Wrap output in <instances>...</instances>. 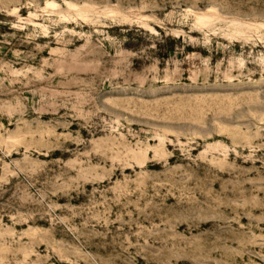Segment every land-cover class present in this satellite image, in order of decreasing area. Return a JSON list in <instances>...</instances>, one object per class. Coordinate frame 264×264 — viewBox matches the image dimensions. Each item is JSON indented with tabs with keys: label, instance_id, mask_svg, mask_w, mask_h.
Wrapping results in <instances>:
<instances>
[{
	"label": "rangeland",
	"instance_id": "rangeland-1",
	"mask_svg": "<svg viewBox=\"0 0 264 264\" xmlns=\"http://www.w3.org/2000/svg\"><path fill=\"white\" fill-rule=\"evenodd\" d=\"M0 264H264V0H0Z\"/></svg>",
	"mask_w": 264,
	"mask_h": 264
}]
</instances>
